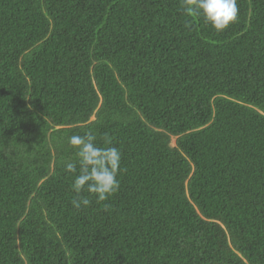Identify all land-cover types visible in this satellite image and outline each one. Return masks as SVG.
<instances>
[{
	"label": "trees",
	"instance_id": "16d2710c",
	"mask_svg": "<svg viewBox=\"0 0 264 264\" xmlns=\"http://www.w3.org/2000/svg\"><path fill=\"white\" fill-rule=\"evenodd\" d=\"M237 3L217 32L181 0H0V264H264V0ZM89 131L121 186L76 210Z\"/></svg>",
	"mask_w": 264,
	"mask_h": 264
},
{
	"label": "clouds",
	"instance_id": "9594fccd",
	"mask_svg": "<svg viewBox=\"0 0 264 264\" xmlns=\"http://www.w3.org/2000/svg\"><path fill=\"white\" fill-rule=\"evenodd\" d=\"M181 5L186 16L202 18L217 32L227 30L238 20L237 0H181ZM68 144L78 157L64 164V171L74 177L71 183L76 193L71 200L74 209L89 207L93 202L90 196L95 197L96 203H101L119 192L122 152L110 138L104 140L107 147L99 146L97 136L89 131L84 135H71ZM104 207L107 209L109 205L104 204Z\"/></svg>",
	"mask_w": 264,
	"mask_h": 264
},
{
	"label": "rangeland",
	"instance_id": "374dc122",
	"mask_svg": "<svg viewBox=\"0 0 264 264\" xmlns=\"http://www.w3.org/2000/svg\"><path fill=\"white\" fill-rule=\"evenodd\" d=\"M171 144H172V145H174V144H175V139H174V138L172 139V142H171Z\"/></svg>",
	"mask_w": 264,
	"mask_h": 264
}]
</instances>
